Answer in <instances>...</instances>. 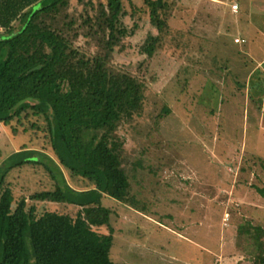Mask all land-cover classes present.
<instances>
[{"label": "trees", "instance_id": "obj_1", "mask_svg": "<svg viewBox=\"0 0 264 264\" xmlns=\"http://www.w3.org/2000/svg\"><path fill=\"white\" fill-rule=\"evenodd\" d=\"M129 1L0 0V124L41 143L0 166V264H116L113 205L150 212L145 161L129 146L143 135L151 90L120 62L145 34L137 49L147 70L172 36L177 3ZM252 76L250 93L262 96L264 71ZM171 112L164 105L150 132ZM29 171L46 184L41 176V189L20 196L13 183ZM260 230L252 264H264Z\"/></svg>", "mask_w": 264, "mask_h": 264}, {"label": "rangeland", "instance_id": "obj_2", "mask_svg": "<svg viewBox=\"0 0 264 264\" xmlns=\"http://www.w3.org/2000/svg\"><path fill=\"white\" fill-rule=\"evenodd\" d=\"M175 1L172 36L147 70L137 49L145 34L120 62L151 90L143 135L133 133L129 146L133 160L145 161L140 197L150 212L113 205L112 259L252 264L259 229L264 242V94L249 83L264 71V0ZM142 25L149 32L147 19ZM164 105L171 114L150 132ZM26 144L41 149L0 124V166ZM23 175L13 183L18 195L41 189L37 171Z\"/></svg>", "mask_w": 264, "mask_h": 264}, {"label": "built area", "instance_id": "obj_3", "mask_svg": "<svg viewBox=\"0 0 264 264\" xmlns=\"http://www.w3.org/2000/svg\"><path fill=\"white\" fill-rule=\"evenodd\" d=\"M232 9H233L234 12H237L238 11V5H234L232 7ZM240 42H243V41L242 40H237V43H240Z\"/></svg>", "mask_w": 264, "mask_h": 264}, {"label": "crops", "instance_id": "obj_4", "mask_svg": "<svg viewBox=\"0 0 264 264\" xmlns=\"http://www.w3.org/2000/svg\"><path fill=\"white\" fill-rule=\"evenodd\" d=\"M264 26V25H263ZM264 36V35H263Z\"/></svg>", "mask_w": 264, "mask_h": 264}]
</instances>
